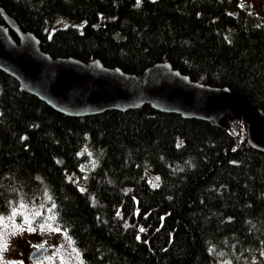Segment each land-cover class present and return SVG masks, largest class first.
I'll return each instance as SVG.
<instances>
[{"label":"trees","instance_id":"trees-1","mask_svg":"<svg viewBox=\"0 0 264 264\" xmlns=\"http://www.w3.org/2000/svg\"><path fill=\"white\" fill-rule=\"evenodd\" d=\"M239 2L0 0V9L51 57L130 74L170 63L264 111V15ZM22 204L52 211L81 264H258L259 253L264 264V153L247 145L242 117L216 127L144 106L71 118L0 71V218Z\"/></svg>","mask_w":264,"mask_h":264},{"label":"water","instance_id":"water-1","mask_svg":"<svg viewBox=\"0 0 264 264\" xmlns=\"http://www.w3.org/2000/svg\"><path fill=\"white\" fill-rule=\"evenodd\" d=\"M0 71L15 79L19 89L71 117L127 112L150 106L159 113L222 127L231 117H243L247 143L264 152V111L244 94L191 80L170 63H157L139 74L106 67L99 60L52 59L39 39L4 9H0ZM12 34L15 35L16 40ZM47 249L30 254L36 261Z\"/></svg>","mask_w":264,"mask_h":264},{"label":"rangeland","instance_id":"rangeland-1","mask_svg":"<svg viewBox=\"0 0 264 264\" xmlns=\"http://www.w3.org/2000/svg\"><path fill=\"white\" fill-rule=\"evenodd\" d=\"M240 6L264 15V0H240ZM152 185L158 178L150 175ZM52 211L22 204L0 218V264H81L71 239L55 225ZM47 249L43 258L31 261L39 247ZM262 253L255 256L258 264Z\"/></svg>","mask_w":264,"mask_h":264},{"label":"bare ground","instance_id":"bare-ground-1","mask_svg":"<svg viewBox=\"0 0 264 264\" xmlns=\"http://www.w3.org/2000/svg\"><path fill=\"white\" fill-rule=\"evenodd\" d=\"M50 56V55H49ZM52 59H57V58H55V57H51ZM60 58V57H59ZM231 118H237V117H231ZM243 118V117H242ZM245 138H246V131H245ZM246 143H247V139H246ZM247 145L249 146V147H251L248 143H247ZM252 148V147H251ZM254 149V148H253ZM256 150V149H255ZM257 151H259V150H257ZM261 152V151H260ZM264 153V152H263Z\"/></svg>","mask_w":264,"mask_h":264}]
</instances>
